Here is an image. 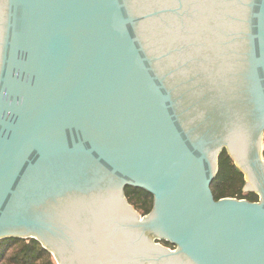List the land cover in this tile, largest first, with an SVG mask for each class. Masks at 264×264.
<instances>
[{"label": "water", "instance_id": "1", "mask_svg": "<svg viewBox=\"0 0 264 264\" xmlns=\"http://www.w3.org/2000/svg\"><path fill=\"white\" fill-rule=\"evenodd\" d=\"M263 135L264 0H0V240L264 264ZM222 150L257 202L214 199Z\"/></svg>", "mask_w": 264, "mask_h": 264}, {"label": "trees", "instance_id": "2", "mask_svg": "<svg viewBox=\"0 0 264 264\" xmlns=\"http://www.w3.org/2000/svg\"><path fill=\"white\" fill-rule=\"evenodd\" d=\"M264 158V149L262 151ZM216 201L225 198L257 202L258 196L244 192L243 174L235 167L225 150L218 157V171L211 184ZM128 203L141 215H148L153 207V197L144 190L126 187L124 190ZM161 244L173 249L166 242ZM0 264H55L52 256L33 239L0 240Z\"/></svg>", "mask_w": 264, "mask_h": 264}, {"label": "rangeland", "instance_id": "3", "mask_svg": "<svg viewBox=\"0 0 264 264\" xmlns=\"http://www.w3.org/2000/svg\"><path fill=\"white\" fill-rule=\"evenodd\" d=\"M264 149V135H263V146H262V150ZM246 192V191H244Z\"/></svg>", "mask_w": 264, "mask_h": 264}]
</instances>
